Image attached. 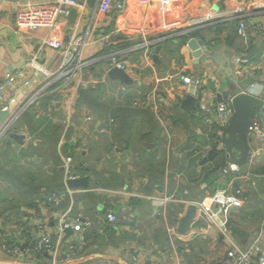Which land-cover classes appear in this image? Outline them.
I'll return each instance as SVG.
<instances>
[{
  "label": "crops",
  "instance_id": "obj_1",
  "mask_svg": "<svg viewBox=\"0 0 264 264\" xmlns=\"http://www.w3.org/2000/svg\"><path fill=\"white\" fill-rule=\"evenodd\" d=\"M79 1L83 6L60 17L53 29L24 31V41L16 29L17 4L3 3L0 8V82L13 70L22 84L17 87H23L18 100L15 97L12 112L20 110L48 83L37 106L31 105L25 110L30 113L22 112L13 124L11 131L24 135L21 141L11 134L1 138L9 118L0 120V259L9 251L4 245L16 239L15 244L27 249L23 264H75L76 259L77 264H121L125 260L176 264L169 253L176 250L175 241L180 244L177 251L182 264H207L201 262L206 254L211 261L217 260L220 248L224 250L222 255L238 247L257 256L264 243V140L257 137L254 125L248 136L249 152L253 154H249L247 172H223L221 167L231 160L225 147L217 144L223 143L226 127L222 124L227 118L217 114V106L225 102L233 114L235 94L254 95L253 82L264 84V0H125L123 8L112 0ZM239 7L245 8L242 16L249 24L246 36L237 29ZM73 33L86 37L84 57L93 59V65L85 70L83 79L93 78V84H88L94 99L101 102L99 97L106 95L99 92V87L104 86L103 76H109V58L113 54L126 62V72L144 88L137 94L143 108L119 106L113 110L107 106V115L85 112L88 108L79 104L77 94L76 123L90 112L96 122L92 134L83 142L77 140V128L71 129V145L64 152L71 149L74 171L78 176H89L88 187L68 185L57 149L60 127L55 123L42 128L41 122L37 125L35 120L42 115L34 116L37 108L46 115L62 112L63 95L54 90L59 80L51 81L60 69L62 51L48 47L42 69L34 75L27 66L31 56L47 46L45 40H61L62 48ZM194 37L206 42L198 62L188 45ZM143 38L149 41L143 42ZM158 45L161 49L156 58ZM19 48L21 52L14 60L9 51L15 53ZM215 51L222 52L217 60L212 57ZM227 54L233 88L227 84L229 70L223 61ZM235 55L251 58L255 69L249 75L241 74L233 62ZM178 73L199 80L200 91L206 92L207 103L216 110L212 124L207 121L210 115L200 108L198 96ZM25 80L28 84H24ZM188 95L196 99L195 107L182 109ZM259 97L264 99V89ZM53 104L56 109L51 108ZM262 119L264 111L257 109L254 123ZM206 144L213 148L203 156ZM212 151L216 153L208 157ZM93 160L96 164H92ZM101 163L104 168L98 171L96 165ZM222 189L240 190L242 203L230 206L216 220L203 218L199 203ZM49 191L64 194L61 207L71 206V220L92 222L81 234L71 231L72 242L78 243L77 257H72L66 236L55 239L56 248L46 259L35 257L34 239L38 233L31 217L45 220L49 232L57 223L50 208L36 199L49 196L43 195ZM173 194L179 196L177 200L165 205H155L151 198ZM191 204L197 206L196 213L182 237L177 232L179 222ZM207 204H212L210 198ZM213 207L217 208V204L213 203ZM108 212H115L120 219L113 230L103 234L98 229L107 220ZM171 226L174 230H169ZM217 244L218 251L214 248ZM186 247L192 248L193 254L199 250L201 257L187 259L186 249L190 248Z\"/></svg>",
  "mask_w": 264,
  "mask_h": 264
},
{
  "label": "built area",
  "instance_id": "obj_2",
  "mask_svg": "<svg viewBox=\"0 0 264 264\" xmlns=\"http://www.w3.org/2000/svg\"><path fill=\"white\" fill-rule=\"evenodd\" d=\"M113 3L118 8H123L125 6V0H112ZM3 3H16V25L17 29L25 34L24 31L39 29L41 27H48L53 29L56 26L57 21L62 16H69L72 12V9L78 6H83L79 0H0V8ZM103 3V1H102ZM260 6V4H258ZM245 8L239 7L236 12L238 14V25L237 29L241 36H246L248 32L249 24L243 18L242 14L244 13ZM149 40L143 38V42ZM142 42V44H143ZM44 45L52 47L62 51V61L60 64V69L53 74L51 81L59 80L56 82L54 90L60 92L63 95L62 103V112L58 114H49V118L52 120H59L64 122L65 125L71 122V111L75 107L76 96L78 94L77 88L81 82H83V72L88 66L93 65V59L84 57V47L86 45V37L78 35L76 33L71 34L68 42L64 44L61 48L59 45L62 43L61 40H45ZM148 46V43L145 44ZM46 49L44 47L39 48L35 54L31 56L27 62L28 71L34 75L36 71L42 69L41 64L44 61ZM262 59H264V50L261 54ZM110 64L118 68L126 69V62L120 59L117 55H111ZM233 62L237 65V70L241 74L249 75L254 69L253 61L249 57L245 56H233ZM51 71L50 73H52ZM181 80L186 84L189 90L198 96L200 100V108L203 110L204 114H209L207 121L212 124L214 119L212 118L215 109H213L212 103H207L206 101V92L200 91L199 80L190 76L189 74H181ZM18 77L15 71H8L5 75L3 81L0 82V111H9L12 118H15L17 114L26 108L22 106L19 111L16 113L12 112V104L15 101V97L20 93L21 88L17 87ZM24 84H28V80L24 81ZM48 84V83H47ZM45 84L42 88L36 91L30 98L29 105L32 102H36L43 95ZM71 84V85H70ZM22 85V84H20ZM254 96L259 97L264 89V84L261 82H253ZM28 100V101H29ZM223 115L227 118L223 119V126L227 127L229 123V115L232 114V109L227 106L225 102H221L217 106V114ZM88 119H94L92 114H87ZM215 117V115H214ZM226 120V121H225ZM63 125V124H62ZM64 126V125H63ZM254 130L259 139L264 140V119L256 120ZM66 142L60 140L59 145L62 147ZM220 148L224 147V144L221 141L217 142ZM211 144H206L203 148V156L212 149ZM250 155L253 154V151L249 152ZM72 158L71 156L64 157V167L66 169V174H69ZM223 167H221L223 172H237L239 170V165L236 162H226ZM264 176V174H263ZM241 191L231 192L228 189L217 190L213 195L207 196L200 203V207L203 210V218L208 217L212 220L220 218L222 213L228 210L232 205H240L242 203V198L240 197ZM174 196V195H173ZM155 205H165L170 203L172 200L168 196H154L151 197ZM210 198L212 204H207V199ZM177 200V199H176ZM60 201L59 195L57 192L49 194L48 202H46V207L51 208L52 206L58 205ZM213 203L217 204V208L213 207ZM119 219L113 212L107 214V221L105 228L110 230L116 224ZM90 221L82 222L80 220H71L68 217L62 218V221L58 227H56L54 234L58 237V240L63 238L62 233L67 228H72L74 231L82 232L83 230L90 226ZM42 230L39 229L38 239L36 241V254L45 255L49 250L54 249V237L53 234L48 232L46 234L40 235ZM72 257H77L78 252L74 244L70 243ZM8 252L4 259H0V264H23V259L26 255V250L22 246L10 245L8 247ZM15 257V259L13 258ZM222 264H264V243L260 247V252L257 256H253L252 253L248 250H243L241 248L235 247L229 250L226 258Z\"/></svg>",
  "mask_w": 264,
  "mask_h": 264
},
{
  "label": "rangeland",
  "instance_id": "obj_3",
  "mask_svg": "<svg viewBox=\"0 0 264 264\" xmlns=\"http://www.w3.org/2000/svg\"><path fill=\"white\" fill-rule=\"evenodd\" d=\"M17 29V28H16ZM18 30V29H17ZM19 31V30H18ZM20 32V31H19ZM20 36H21V39L23 40V36H22V33L20 32V33H18ZM24 41V40H23ZM22 41V42H23ZM50 41V40H49ZM44 48L47 50L48 49V46H44ZM45 57V56H44ZM105 75H107V72H105ZM109 75V74H108ZM131 76V75H130ZM135 76H131V81L130 82H124V81H119V79H116V78H112V77H110V76H108V77H105V76H103V83H104V86H102V87H99V92L102 94V93H105L106 95H104V96H102V97H99V100L101 101L100 103L102 104V107L103 108H101V111H103L104 112V114H102V115H107L108 113H110V110H108L107 111V106L108 107H110V108H113V110H114V108H116V107H119V106H123L124 108H135V109H141V108H143V107H141V106H139V104H138V101H140L141 100V98L140 97H138L137 96V94H138V92L139 91H142L144 88H142L141 87V84L137 81V79H136V77L134 78ZM93 78L90 80V81H83V82H81L80 83V85L78 86V88H77V92H78V94H79V92H80V86H85V88H87V89H89L90 90V85L91 84H88V83H92L93 84ZM71 85V84H70ZM23 88V87H22ZM21 88V90H20V93H19V95L21 94V92H23V89ZM91 91V90H90ZM147 91H148V89H147ZM140 93V92H139ZM91 95V94H90ZM226 95H228V93L226 92ZM91 96H93V95H91ZM95 96V95H94ZM31 100V99H30ZM30 100L24 105V106H26V108L25 109H23V110H21L20 112L22 113V112H24L26 109H28V108H30L31 107V105H33V104H35V106H37L36 104H37V102L39 101H36V102H32L30 105H29V102H30ZM23 106V107H24ZM75 108H76V106L72 109V111H71V122L69 123V124H67V125H65L64 124V122H61V127L60 128H58V131L60 132L59 133V143H60V140H62V141H65V142H67V139H68V135L70 134L69 132H70V130L71 129H75L76 130V128H77V133H78V136H77V140H82V142L83 141H85V140H87V138L89 137V135H90V133H91V131H92V125L96 122L94 119H88L87 117H88V115H84L83 116V121L82 122H80V123H76V121L74 120V116H75ZM56 109V108H55ZM19 111V110H18ZM86 111H90V110H85V112ZM107 111V112H106ZM18 113L17 114V116L15 117V118H12L13 116L11 115V113L9 112V116H7V118H9L8 119V122H7V124L4 126V128H3V130L1 131V138L2 137H4L5 135H8V134H11L10 132H15V131H11L12 130V127H13V124H15V122H16V120L20 117V114L21 113ZM58 113H61V112H57L56 114H58ZM89 114H92L91 112L89 113ZM93 115V114H92ZM43 116V117H42ZM42 116H38V118H35V120H36V123H37V125H39L40 124V122H41V126H42V128H44L45 127V124L46 123H48L47 125H55L54 123H56V124H58L59 125V123H60V121L59 120H54V121H49V120H47V119H45L44 118V115H42ZM46 117H48L49 118V116H48V114L47 115H45ZM7 118H5V119H7ZM50 119V118H49ZM50 120H52V119H50ZM64 126H63V125ZM17 133H19V132H17ZM92 134V133H91ZM97 134V133H96ZM59 143H58V146H57V149H58V151L60 152V154L62 155V168H63V170H64V173H65V176H66V178H67V180L69 179V178H73V177H79L78 175H77V173L74 171V165H73V163H74V157H73V154L72 153H70V151L68 152V153H65L64 152V148H65V146H60L59 145ZM85 147H87V146H85ZM65 156H71V158H72V161H71V166H70V169H69V171H70V173L69 174H66V169H65V167H64V164H65V162H64V157ZM77 159H78V157H77ZM92 164H96V162L93 160L92 161ZM104 168V165H103V163H101V165H99V166H97L96 165V169L98 170V171H101L102 169ZM71 187V186H70ZM72 190H73V188H71V189H69V192L71 193L72 192ZM58 195H59V198H60V201H59V203H58V205H56V206H52L51 208H50V210H51V216H54V218H55V220L57 221V223L55 224V228H54V230L51 232V233H53L54 234V232H55V229H56V227H58L59 225H60V223H61V221H62V218H64V217H68L69 219H70V213H71V206L70 207H68V208H66V209H63L62 207H61V204H62V202H63V200H64V194H59L58 193ZM174 196H168V197H170L172 200H176L179 196L177 195L176 196V194H173ZM37 199V201L39 202V203H42V204H44V205H46V201L45 200H48V196L47 197H37L36 198ZM109 213V212H108ZM113 213H115V212H113ZM116 215V214H115ZM117 216V215H116ZM118 219H120L119 217H117ZM31 219L33 220V221H35L36 223H37V228L38 229H40V230H42L41 231V233H40V235H42V234H46V233H48L49 231H47L46 230V226H45V220H43L42 218H37L35 215H33L32 217H31ZM86 221V220H85ZM85 221H83V222H85ZM107 221V220H106ZM106 221L105 222H101V224H103L100 228L101 229H98V231L100 232V233H105L106 231H107V229L105 228V226H106ZM55 222V221H54ZM91 222V221H90ZM92 224V222L90 223V225ZM90 227V226H89ZM88 227V228H89ZM87 229V228H86ZM86 229H84L83 230V232H85V230ZM169 230H174V228H173V226H171L170 228H169ZM75 232L72 228H67V229H65L64 230V232L62 233V236L63 237H68V239H70V237H71V233L72 232ZM188 231V230H187ZM187 231L185 232V233H183V234H181V233H179L178 231V233L179 234H181L182 235V237L183 236H185L186 234H187ZM181 237V236H180ZM178 238V237H177ZM37 239H38V237L36 236L35 237V239H34V242H36L37 241ZM176 240H178V239H176ZM178 242H179V240H178ZM167 243V242H166ZM165 243V244H166ZM178 245H180V244H178L177 243V241H175L174 242V247L176 248V250L174 251V250H172V251H170L169 253L170 254H173V260H177V262H176V264H182V261H181V259L179 258V256H178V251H177V246ZM171 246V245H170ZM169 246V247H170ZM214 248L216 249V251H218V249H219V245L217 244V245H215L214 246ZM177 252V253H176ZM195 253L193 254L192 253V255H190V256H187L186 255V258L187 259H190V257H194V258H198V257H201V255L199 254L200 253V251L199 250H197V252L196 251H194ZM224 252V250H222L221 248H220V253H219V255H218V257H220V258H218L217 260H213V261H211V259H208V257H209V255L207 256V254L206 255H204V256H202V257H206L205 259H203V261H201V262H207V264H222L223 263V261H224V259L226 258V256H227V254H228V252L229 251H227L224 255H222V253ZM197 253H198V255H197ZM133 254V258H135L136 257V255H134V252L132 253ZM200 255V256H199ZM14 259H15V257H13ZM79 258H81V256L79 257ZM78 258V259H79ZM77 259L74 261V263L75 264H77ZM161 262V261H160ZM159 262V264H162V263H160ZM157 263V262H156ZM196 263V262H195ZM194 263V264H195ZM113 264H118L116 261L114 262L113 261ZM121 264H136V263H132V262H130L129 260H125L123 263H121Z\"/></svg>",
  "mask_w": 264,
  "mask_h": 264
},
{
  "label": "water",
  "instance_id": "obj_4",
  "mask_svg": "<svg viewBox=\"0 0 264 264\" xmlns=\"http://www.w3.org/2000/svg\"><path fill=\"white\" fill-rule=\"evenodd\" d=\"M188 45L193 50V55L196 58V62H198L201 57L204 48L206 47V42L203 39L191 38L188 42ZM161 49V45H158L156 48L155 57H159V52ZM21 52V48H19L15 53L9 51V53L13 56L14 60H17ZM222 52H214V59L217 60L219 54ZM225 62V67L229 70L228 74V86L233 88V84L230 81V75L232 74L231 69V59L227 54V58L223 59ZM224 68V69H226ZM108 74L112 78L120 79L124 82H130L131 76L126 72L125 69L118 68L113 66L109 69ZM229 88V92H230ZM228 93V92H227ZM226 95V92L224 93ZM196 99L192 95H188L187 98L183 101L182 109L185 108H194ZM232 103L234 107V112L229 120L227 127L224 130L223 135V144L229 155V159L231 162H236L239 165V170L242 173L247 172L249 167V141L248 136L251 129L254 127V114L257 109L264 111V99L249 94L248 92H239L232 97ZM21 113V112H20ZM9 116V111H0V120H3ZM12 136L19 138L18 140H22L23 134L17 132H10ZM234 150L237 153H234ZM216 151H212L208 157H212V154H215ZM67 183L71 187H79L89 185V176H79L69 178ZM197 206L195 204H191L186 215L180 219L178 232L183 234L188 230V226L191 220L194 218L196 213Z\"/></svg>",
  "mask_w": 264,
  "mask_h": 264
},
{
  "label": "trees",
  "instance_id": "obj_5",
  "mask_svg": "<svg viewBox=\"0 0 264 264\" xmlns=\"http://www.w3.org/2000/svg\"><path fill=\"white\" fill-rule=\"evenodd\" d=\"M84 75V74H83ZM91 91L89 90V89H87V88H85V86H80V92H79V104H84L89 110H91L93 113H95L96 115H102V114H104V112L103 111H101V108H103L102 107V104L98 101V100H96V99H94L91 95ZM45 97H43L42 98V100L44 99ZM54 102V101H53ZM39 106V105H38ZM57 106L55 105V104H53L52 105V107L51 108H56ZM48 109H49V106L47 107ZM26 111H28V110H26ZM26 111L25 112H23L22 113V115L23 114H27V113H30V112H27L26 113ZM33 113V112H32ZM57 113V112H56ZM55 113V114H56ZM36 114H41V115H44V118L46 119V114H44L43 113V109H41V108H37V109H34V116L36 115ZM48 115L50 114L49 112L47 113ZM48 118V117H47ZM48 120L49 121H54V120H50L49 118H48ZM47 124L48 123H46L45 124V126H47ZM55 124V123H54ZM59 127H61V124L59 123ZM58 140V139H57ZM69 141V139H67V142H66V146H70L71 145V143L70 142H68ZM70 148V147H69ZM224 158H226V157H224ZM46 191H48L47 189H46ZM48 194H50V191L49 192H47V193H45V194H43V195H48ZM13 210H15V209H13ZM9 212H13V211H9ZM1 213H3V211H1L0 212V214ZM15 213H18V212H15ZM6 214V213H5ZM10 215L8 214V217H9ZM22 223H24V222H22ZM17 241H18V239H16L14 242H11V244L12 245H16L15 243H17ZM186 248H190V247H186ZM25 250H27L26 248H24ZM51 252L52 251H49L48 250V252H47V254H46V257H48V256H50V254H51ZM186 253H187V256H190V255H192V253H193V249L192 248H190V249H186ZM39 258H42L43 257V255H37ZM46 257L44 258V259H46Z\"/></svg>",
  "mask_w": 264,
  "mask_h": 264
},
{
  "label": "clouds",
  "instance_id": "obj_6",
  "mask_svg": "<svg viewBox=\"0 0 264 264\" xmlns=\"http://www.w3.org/2000/svg\"><path fill=\"white\" fill-rule=\"evenodd\" d=\"M92 66V65H91ZM90 66H88L87 68H89ZM86 68V69H87ZM85 69V70H86ZM85 72V71H84ZM84 72H83V74H84ZM82 78H83V76H82ZM83 81H84V79H83ZM78 96V95H77ZM41 98V97H40ZM40 98H39V100H40ZM66 144V143H65ZM64 144V146L66 147V145ZM69 151H71V149H69ZM81 221V220H80ZM83 222V221H82ZM116 225V224H115ZM114 228V227H113ZM113 228H111L110 230H113ZM39 232V229L37 228V233ZM75 232H77V231H75ZM51 233V232H50ZM78 233H82V232H78ZM53 234V233H52ZM37 237H38V234H37ZM53 237H54V249H52V250H50V251H54L55 250V248H56V243H55V239L56 240H58V237L55 235V234H53ZM64 238V237H63ZM62 238V239H63ZM68 242H69V249L71 250V248H70V243H72V244H74V246L76 247V251H77V249H78V243H73L72 242V240H71V238L70 239H68ZM35 243V247H36V242H34ZM10 245H12V244H9V245H4L6 248H8ZM16 245H18V246H22L23 248H25V246H23L22 244L20 245V244H16ZM48 252V251H47ZM47 252L45 253V255L42 257V258H45L46 257V254H47ZM78 252V251H77ZM26 254H28L27 253V250H26ZM34 254H35V257L36 258H39L38 256H37V254H36V248H35V252H34Z\"/></svg>",
  "mask_w": 264,
  "mask_h": 264
}]
</instances>
